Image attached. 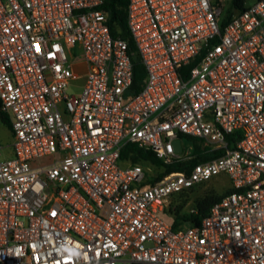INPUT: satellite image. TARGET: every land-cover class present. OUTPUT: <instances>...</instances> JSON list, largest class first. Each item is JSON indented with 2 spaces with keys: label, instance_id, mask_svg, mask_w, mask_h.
<instances>
[{
  "label": "built area",
  "instance_id": "1",
  "mask_svg": "<svg viewBox=\"0 0 264 264\" xmlns=\"http://www.w3.org/2000/svg\"><path fill=\"white\" fill-rule=\"evenodd\" d=\"M104 1L0 0V264H264V0L224 27L229 0H128L136 86ZM185 136L223 152L160 180L122 159L187 160ZM221 174L230 192L173 228L169 198Z\"/></svg>",
  "mask_w": 264,
  "mask_h": 264
},
{
  "label": "trees",
  "instance_id": "2",
  "mask_svg": "<svg viewBox=\"0 0 264 264\" xmlns=\"http://www.w3.org/2000/svg\"><path fill=\"white\" fill-rule=\"evenodd\" d=\"M127 4L128 0H105L103 8L108 12V23L112 35L116 37L124 38L128 41V48L134 64V83L135 86L138 81L144 79L145 71L140 61V57L137 53L136 44L131 36L130 30L127 24ZM246 7V0H229L225 8L221 27L232 18L233 14L237 10H243ZM192 65L185 68L186 71L190 70ZM0 119L12 129V124L9 115L1 109L0 104ZM237 134L233 133L228 135L229 145L228 148L232 149L236 145ZM223 151H208L207 148H202L200 145H195L194 157L187 160H176L171 164H164L160 159L156 157L151 149L139 147L134 142H129L122 152L123 161L131 163H145L151 164L157 169L158 176L155 180H160L165 175L171 172L186 171L189 172L193 165L196 163L212 159L222 153ZM183 190L173 194L172 201L168 208V214L172 220L173 228L177 229L184 225L188 221H194L200 223L202 218L209 212L211 206L222 198L230 190L217 194L216 191H207L204 194L198 196L195 199L197 205V212L188 213L184 212L185 206L190 201V190Z\"/></svg>",
  "mask_w": 264,
  "mask_h": 264
},
{
  "label": "rangeland",
  "instance_id": "3",
  "mask_svg": "<svg viewBox=\"0 0 264 264\" xmlns=\"http://www.w3.org/2000/svg\"><path fill=\"white\" fill-rule=\"evenodd\" d=\"M252 0L249 1L251 3ZM85 82V77L84 76H79L77 78H74L71 80L67 91L71 94H78L80 93L82 86ZM0 139L2 141V150H1V155L2 158H11L14 156V151L12 147V132L7 124H5L1 119H0ZM198 144L202 148H207L206 142L204 140H201L199 138H193V137H184V141L182 138L174 140V146L177 152H182L185 154V156L188 157V159L194 157V151H195V145ZM147 168L154 170L155 174L158 176L157 169L152 166L151 164H145L143 163ZM230 185V180L227 175L221 174L213 179L211 181L203 183L199 186L194 187L192 190H190V201L184 208V212H188L191 209L192 205L195 203V199L204 194L207 191L214 190L216 191L217 194H220L225 191L226 188H228ZM172 201V197L169 198L167 202V207H166V215L169 216L168 214V208L170 206V203Z\"/></svg>",
  "mask_w": 264,
  "mask_h": 264
}]
</instances>
